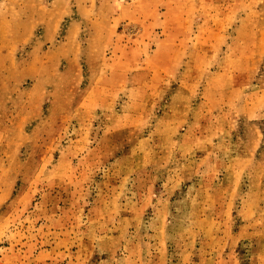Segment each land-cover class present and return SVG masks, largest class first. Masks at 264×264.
<instances>
[{
  "label": "rangeland",
  "instance_id": "374dc122",
  "mask_svg": "<svg viewBox=\"0 0 264 264\" xmlns=\"http://www.w3.org/2000/svg\"><path fill=\"white\" fill-rule=\"evenodd\" d=\"M0 264H264V0H0Z\"/></svg>",
  "mask_w": 264,
  "mask_h": 264
}]
</instances>
